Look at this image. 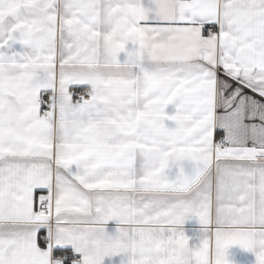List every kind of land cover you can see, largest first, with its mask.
<instances>
[{
	"label": "crops",
	"instance_id": "crops-1",
	"mask_svg": "<svg viewBox=\"0 0 264 264\" xmlns=\"http://www.w3.org/2000/svg\"><path fill=\"white\" fill-rule=\"evenodd\" d=\"M67 254L264 264V0H0V264Z\"/></svg>",
	"mask_w": 264,
	"mask_h": 264
},
{
	"label": "built area",
	"instance_id": "built-area-1",
	"mask_svg": "<svg viewBox=\"0 0 264 264\" xmlns=\"http://www.w3.org/2000/svg\"><path fill=\"white\" fill-rule=\"evenodd\" d=\"M209 30H210V32H214L215 28L211 27ZM53 95H54V93L46 92L42 95V98H41L42 113L47 115V116L51 115L54 112V108H53V106H51L52 103L54 102ZM76 95L84 101L91 100V95L85 89L77 90ZM218 144L221 147H229L230 146V143L224 138L218 139ZM51 208H52L51 200L45 199L41 203L39 210H40V212L48 213L51 210ZM81 260H82V258L80 256H76L73 254H67L64 258V261L68 264H71V263L76 262V261H81Z\"/></svg>",
	"mask_w": 264,
	"mask_h": 264
},
{
	"label": "bare ground",
	"instance_id": "bare-ground-1",
	"mask_svg": "<svg viewBox=\"0 0 264 264\" xmlns=\"http://www.w3.org/2000/svg\"><path fill=\"white\" fill-rule=\"evenodd\" d=\"M45 199H50V200H51L52 208H51V210L48 212V213H51V212L53 211V202H52V199H51L50 197L43 198V199L40 201V203H39V205H38V211L40 212L39 207H40L41 203L43 202V200H45ZM40 213H43V212H40ZM48 213H46V214H48ZM73 255H74V254H73ZM76 256H77V255H76ZM67 264H68V263H67Z\"/></svg>",
	"mask_w": 264,
	"mask_h": 264
}]
</instances>
